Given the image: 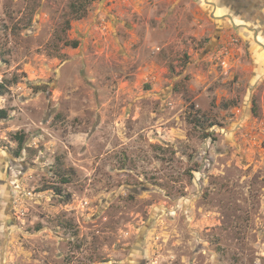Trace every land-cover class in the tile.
Wrapping results in <instances>:
<instances>
[{"label": "rangeland", "instance_id": "obj_1", "mask_svg": "<svg viewBox=\"0 0 264 264\" xmlns=\"http://www.w3.org/2000/svg\"><path fill=\"white\" fill-rule=\"evenodd\" d=\"M0 83V264H264V0H0Z\"/></svg>", "mask_w": 264, "mask_h": 264}, {"label": "trees", "instance_id": "obj_2", "mask_svg": "<svg viewBox=\"0 0 264 264\" xmlns=\"http://www.w3.org/2000/svg\"><path fill=\"white\" fill-rule=\"evenodd\" d=\"M74 46H76V44ZM5 89H6L5 85L3 83H0V94H3ZM7 117H8L7 111L0 109V120H5V119H7ZM16 138L19 141L18 142L19 153L18 152L17 153L20 154V151H21L20 149L22 148V144H23V141H22L23 137H22V135H16ZM61 182L67 183L68 179L67 178H61Z\"/></svg>", "mask_w": 264, "mask_h": 264}, {"label": "crops", "instance_id": "obj_3", "mask_svg": "<svg viewBox=\"0 0 264 264\" xmlns=\"http://www.w3.org/2000/svg\"><path fill=\"white\" fill-rule=\"evenodd\" d=\"M218 11H221L220 9H218Z\"/></svg>", "mask_w": 264, "mask_h": 264}]
</instances>
